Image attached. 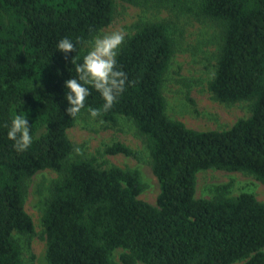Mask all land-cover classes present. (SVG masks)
<instances>
[{"label": "trees", "instance_id": "trees-1", "mask_svg": "<svg viewBox=\"0 0 264 264\" xmlns=\"http://www.w3.org/2000/svg\"><path fill=\"white\" fill-rule=\"evenodd\" d=\"M116 0H0V264H23L18 236L34 233L25 182L41 170L58 174L44 202L49 264H264V202L251 191L196 197V173L243 171L264 183V0H122L193 13L215 29L212 98L248 102L249 115L223 129L197 130L166 114L163 83L176 48L163 21L136 25L118 49L124 91L104 111L94 88L86 107L65 112L64 80L108 26ZM69 37L65 54L56 48ZM91 87V86H90ZM99 108L112 124L128 118L141 137L159 183L155 204L141 198L137 169L104 166L76 154L67 135L77 117ZM24 112L33 142L17 151L6 133ZM106 154L135 152L122 142ZM227 185H224V187Z\"/></svg>", "mask_w": 264, "mask_h": 264}, {"label": "rangeland", "instance_id": "rangeland-1", "mask_svg": "<svg viewBox=\"0 0 264 264\" xmlns=\"http://www.w3.org/2000/svg\"><path fill=\"white\" fill-rule=\"evenodd\" d=\"M157 20L166 23L176 48L162 87L168 117L197 130L228 128L236 120L247 117L248 102H218L212 98L208 89V82L214 73L216 49V32L211 23L197 19L193 13L183 10L147 8L116 0L111 23L98 33L123 31L126 38L135 31L136 25ZM91 40L86 44L88 49ZM67 135L77 145L75 155L94 157L97 162H105L104 166L137 169L144 184L139 198L155 204L159 183L151 170L146 145L128 118L117 116L116 123L112 124L83 113L68 128ZM114 142L126 144L135 154L104 153V149ZM57 177L55 171L41 170L25 182V210L33 220L34 233L18 236L23 264H49L46 259L42 213L44 202ZM243 191H251L258 200L264 202V183L249 173L215 168L196 173L195 195L198 198H212L219 194L236 196ZM123 251L118 248L112 252L114 264H122L120 255ZM242 263L237 261L233 264Z\"/></svg>", "mask_w": 264, "mask_h": 264}, {"label": "clouds", "instance_id": "clouds-1", "mask_svg": "<svg viewBox=\"0 0 264 264\" xmlns=\"http://www.w3.org/2000/svg\"><path fill=\"white\" fill-rule=\"evenodd\" d=\"M125 40L123 31L101 32L90 41V48L81 63L75 65V76L64 80L65 112L75 117L86 107V98L94 88L104 98L103 110L111 108L119 94L124 91L127 74L117 66L118 49ZM56 48L68 54L74 52L76 44L69 37L58 40ZM91 86V87H90ZM101 109L89 108L95 117ZM17 151H24L33 142L29 119L24 112L14 113L6 133Z\"/></svg>", "mask_w": 264, "mask_h": 264}]
</instances>
